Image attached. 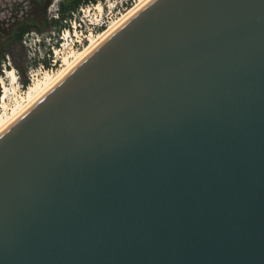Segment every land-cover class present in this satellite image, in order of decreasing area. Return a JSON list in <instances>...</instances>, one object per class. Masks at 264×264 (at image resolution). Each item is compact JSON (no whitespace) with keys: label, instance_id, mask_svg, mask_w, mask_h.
<instances>
[{"label":"water","instance_id":"obj_1","mask_svg":"<svg viewBox=\"0 0 264 264\" xmlns=\"http://www.w3.org/2000/svg\"><path fill=\"white\" fill-rule=\"evenodd\" d=\"M0 264H264V0H151L1 132Z\"/></svg>","mask_w":264,"mask_h":264},{"label":"rangeland","instance_id":"obj_2","mask_svg":"<svg viewBox=\"0 0 264 264\" xmlns=\"http://www.w3.org/2000/svg\"><path fill=\"white\" fill-rule=\"evenodd\" d=\"M59 1L60 0H53L52 4L45 12L43 5H39L35 8L33 7L31 0H0V53L4 50V36L11 30V26L17 19L27 18L28 16L42 17L44 13L48 17L56 16ZM121 1L122 0H98V2L94 5H101L103 9L102 16H106L109 15L111 11H117V9L120 7ZM94 17L97 19H100L101 17L98 8L92 9L88 16L87 14L83 15L81 12L76 13L71 23L69 34L65 35L64 37L62 35V31L60 34H58L54 28L48 29V31L44 30L41 34L40 32L34 31L31 34L25 36L23 44L11 47V55L9 58H7L6 66H4V64L0 65V79L4 80L9 90L7 94V101L3 104V110L5 113H2V110H0V113L6 114L7 116L12 115L13 108H15L17 104L21 102V96L26 95L28 88H23L21 84L22 79H24L22 71L26 73V77L33 79V83L43 79L45 73L47 72L46 69L41 65L43 59H47V61H49V54L53 55V49L57 50L58 56L66 57L69 54L73 43H76V39H78V37L75 36V33L80 36L79 33L81 26L79 24L81 23L84 28L85 25H89V20L94 21ZM74 27L77 28L76 31H74ZM50 32H52V34H50ZM45 37V43L42 45L43 38ZM83 48L84 47L80 48L77 52L79 53L80 50H83ZM72 59L73 58L71 57L69 61ZM17 67L21 68V72L20 70L17 71ZM60 68L61 67H59L57 71H54V73H57L58 70L63 69ZM8 70H14L15 74L17 75V97H15L13 94L11 78L8 74ZM2 96L3 88L0 82V103Z\"/></svg>","mask_w":264,"mask_h":264},{"label":"bare ground","instance_id":"obj_3","mask_svg":"<svg viewBox=\"0 0 264 264\" xmlns=\"http://www.w3.org/2000/svg\"><path fill=\"white\" fill-rule=\"evenodd\" d=\"M151 0H137L131 9H126L122 12L114 21H112L106 30L100 34L91 36L89 43L86 44L83 50L78 53L73 51L70 57L64 58V63L57 73L46 72L44 78L38 80L29 86L28 91L25 96H21V102L17 104L12 110V115L7 116L6 114H0V133L3 132L7 127H9L16 119H18L24 112H26L32 105H34L41 97H43L48 91H50L55 85H57L77 64H79L89 53H91L98 45H100L106 38H108L113 32H115L120 26H122L129 18H131L136 12H138L143 6H145ZM99 11H102L101 5H96ZM126 12V13H125ZM125 13V14H123ZM98 35V36H97ZM78 53V54H77ZM73 58L69 61L70 58ZM60 68V69H61ZM8 74L11 78V85L13 94L17 97L18 92L16 90L17 85V75L14 70H8ZM3 96V104L7 101L8 86L5 84L4 80L0 79ZM37 80V79H36ZM3 107V105H2Z\"/></svg>","mask_w":264,"mask_h":264},{"label":"trees","instance_id":"obj_4","mask_svg":"<svg viewBox=\"0 0 264 264\" xmlns=\"http://www.w3.org/2000/svg\"><path fill=\"white\" fill-rule=\"evenodd\" d=\"M31 2L35 8L39 5H43L46 12L53 0H31ZM97 2L98 0H60L56 16L48 17L44 13L42 17L28 16L27 18L17 19L11 26V30L4 36V50L0 53V65L4 64V66H6L7 58L11 55V47L23 44L26 35H29L34 31L40 32L41 34L44 30L48 31V29L51 28H54L58 34L64 29H71V23L79 9L82 6L95 4ZM128 9H131V6ZM105 30L106 28L102 29L98 34ZM50 34H52V32H50ZM45 39L46 37L43 38L42 45L45 43ZM42 65L49 68V61L43 59ZM16 69L21 72L20 67H17ZM22 73L24 79H22L21 84L23 88H27L30 84V80L26 77L24 71H22Z\"/></svg>","mask_w":264,"mask_h":264},{"label":"built area","instance_id":"obj_5","mask_svg":"<svg viewBox=\"0 0 264 264\" xmlns=\"http://www.w3.org/2000/svg\"><path fill=\"white\" fill-rule=\"evenodd\" d=\"M135 2H136V0H122L120 7L117 9V11H115V12L111 11L109 13V15L102 16L103 9L101 12L98 10L100 15H101L100 19H97L96 17H94V21L89 20V25H87V26L85 25L84 28L80 23L79 24L81 26L80 33H79L80 36L77 33H75V36H77L78 39H76V43H73V45L70 49V52L66 57H70V55L72 54L73 51H76V52L79 51L80 48L84 47L88 43L91 36L99 33L102 29H105L114 19L117 18V16H119V14H121V12L128 9ZM95 8H97V7L94 4L82 6L79 9L78 13L81 12V13H83V15L87 14V16H88L89 12ZM83 24H86V23H83ZM64 30L65 31H62L63 37L65 35L69 34L70 29H67V30L64 29ZM76 30H77V28L74 27V31H76ZM64 58L65 57L58 56L57 50L53 49V55L49 54V68L44 67V65H42V64L41 65H42V67H44L46 69V71L48 73L54 74V71H57V69L63 65ZM29 80H30V84H29V86H30L33 83V79H29ZM29 86L27 88H29ZM2 105H3V101L1 99L0 110H2V113H5ZM2 113H0V114H2Z\"/></svg>","mask_w":264,"mask_h":264}]
</instances>
